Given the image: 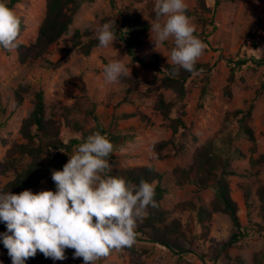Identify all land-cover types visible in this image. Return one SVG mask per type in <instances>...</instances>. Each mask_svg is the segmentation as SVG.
Wrapping results in <instances>:
<instances>
[{"label": "rangeland", "instance_id": "obj_1", "mask_svg": "<svg viewBox=\"0 0 264 264\" xmlns=\"http://www.w3.org/2000/svg\"><path fill=\"white\" fill-rule=\"evenodd\" d=\"M185 3L186 10L192 13L189 17L195 33L206 45L197 62L209 64L213 71L209 77L193 76L188 81L186 100L176 106L173 117L182 116L186 124L181 132L184 134L177 139V144L184 147L178 153L171 146L156 148L172 137L169 122L155 108L156 101L163 94L168 102L176 103V95L163 87L161 74L133 64L125 45L118 40L113 46L95 48L90 56H85L79 48H73L71 33L53 45L45 59L27 64L19 61L16 48L11 52L0 49V161L13 143L22 142L20 129L33 110L34 93L44 91L49 118L63 120L61 108H70V118L83 123L85 131L96 128V123L89 121V110L95 109L106 129L118 119L119 140L113 144L110 158L112 171L154 166L164 176L163 184L168 190L162 202L168 212L164 226H178L175 236L192 253L180 257L151 242L148 236L138 232L140 220L131 248L113 249L96 264H264V202L258 195L264 187V89L250 123L257 139L255 143L233 117L235 111L247 109L256 97L264 81V66L244 68L237 74L232 96L226 94L229 56L264 60V0H220L219 5L215 0H206L209 10L201 9L197 0H185ZM154 6L155 0L85 3L72 29L82 32L92 29L96 20L120 18L121 11L152 23L156 20ZM14 11L21 19L16 43L33 45L45 17L46 0H23ZM250 34L257 39V50L252 48ZM172 46L170 39L156 48L149 32L138 54L146 59L158 55L166 64ZM122 57L131 71L119 83L106 84L105 64ZM21 86L28 87L22 99L16 93ZM61 138L68 144L72 139H81L82 132L64 124ZM211 148L222 154L230 163L229 169L236 172L229 177L231 194L247 234L227 251L222 249L223 245L234 231L229 216L216 212L201 223L194 210L205 207L212 211L215 202L214 180L209 181L210 188H200L193 182L197 172L192 169L198 154ZM14 178V173L0 176V189ZM44 190H52L47 179L33 192ZM247 192L249 201L245 198ZM226 252L233 258L230 263L225 258ZM65 257L63 261L52 260L51 264H84L82 258L74 259L66 253ZM0 261L11 264L2 249Z\"/></svg>", "mask_w": 264, "mask_h": 264}, {"label": "trees", "instance_id": "obj_2", "mask_svg": "<svg viewBox=\"0 0 264 264\" xmlns=\"http://www.w3.org/2000/svg\"><path fill=\"white\" fill-rule=\"evenodd\" d=\"M96 0H46V13L44 20L40 26L38 37L36 42L27 46L22 43H16V50L19 55V61L22 64L31 63L40 59H45L49 54L53 45L58 43L64 36L73 33L74 43L73 48H79L85 56H90L95 48H99V41L96 36V28L105 22H115L117 30L118 41L125 45L127 53L133 64H139L143 68L151 71H155L161 74L160 81L166 90H171L176 95V103L168 102L163 94H160L155 108L161 113L163 119L169 122V126L172 130V137L164 142L159 143L156 148L163 149L171 146L176 152H180L184 147L177 144L179 135L186 129V124L182 116L173 117L176 112V106L182 104L188 94V81L195 75L192 73L180 69L179 73L172 75L171 72L175 67L171 63L163 64L158 55H153L150 59L140 57L138 50L144 44V38L150 32L151 23L141 18L134 17L126 11L120 12V18L106 17L98 19L94 23V28L87 29L85 31L75 30L72 27L75 22V18L80 9L85 3H93ZM201 9L209 10L206 5V0H197ZM23 0H9L7 5L14 10ZM216 5L220 4V0H215ZM188 16L192 13L186 10ZM20 35V33H19ZM194 35L198 36L196 33ZM19 37V36H18ZM252 38V48L257 50V39L253 35H249ZM87 39L85 42L84 40ZM247 47V43L244 45ZM228 65L230 66V77L226 88V94L231 97L233 86L237 80V74L244 68L258 69L264 66V60H257L253 57H233L227 58ZM199 74H206L207 77L213 71V67L209 64H203L197 62L195 65ZM264 89V81L261 88L257 91L254 100L249 102V106L244 110H237L233 113V117L238 119L240 128L248 138L255 143L256 136L253 129L250 126L252 121L255 104L258 98L261 96ZM28 92V87L21 86L17 93V96L22 99L23 93ZM34 107L29 117L22 122L20 134L22 142H15L8 150L5 158L0 161V176H5L9 173H14L15 178L8 182L0 191H10L13 194H19L20 192L31 189L37 190L44 180H48L51 188L55 191V184L51 179V171L62 170L63 166L68 162L69 156L73 155L77 149V146L84 142L86 137L94 132L99 131L102 135H105L112 144L119 140V136L116 135L118 131V119L115 118L113 123L108 129H106L100 122L99 117L95 113V109L89 110V121L92 120L96 123V128L91 131L84 130V124L80 123L76 119H71L70 115L72 110L70 108L63 107L62 118L55 119L49 118L48 106L45 101L44 91H37L34 93ZM0 107V112H1ZM128 117V115H127ZM64 124L71 130L82 132L81 139H72L68 144L64 143L61 135ZM112 153L109 155L108 160L112 158ZM252 162H257L252 160ZM230 163L224 159V156L218 151L211 148L207 151L204 149L195 158V162L192 169L197 172V178L193 180L195 184L200 188H210L209 181L211 179L215 182V202L212 204V211L205 207H195L200 222L210 218L213 213L222 212L229 216L232 221L234 231L231 234L227 243L223 245V250L237 245L246 237V233L243 229V225L239 216V207L237 202L233 199L231 194V184L229 177L235 175L236 172L229 169ZM112 175H117L124 178L126 181L139 184L143 179L155 189V201L156 207L149 206L147 209V215L141 220L138 232L145 236H148L151 242L156 245L168 249L178 256L183 257L184 254L192 253L189 249L183 246L180 239L175 236L178 231V226L165 227V221L167 219L168 212L162 207V202L168 192L164 187V176L154 166H137L128 169H122L119 171H112ZM259 198L264 202V187L259 190ZM246 201H249V192L245 195ZM5 224L0 223V232H5ZM178 233V232H177ZM131 248V247H123ZM0 249L6 252L7 249L0 244ZM67 255L73 256V249H66ZM225 258L228 262H232L233 258L228 252L225 253ZM51 258H45L42 253L37 252L35 257H30L26 260V264H51Z\"/></svg>", "mask_w": 264, "mask_h": 264}, {"label": "clouds", "instance_id": "obj_3", "mask_svg": "<svg viewBox=\"0 0 264 264\" xmlns=\"http://www.w3.org/2000/svg\"><path fill=\"white\" fill-rule=\"evenodd\" d=\"M186 9L185 0H155L151 40L156 48L172 40L167 58L175 66L172 75L180 69L198 75L195 65L206 48L194 35L196 28ZM20 30V17L7 0H0V49H15ZM96 36L98 47L113 46L118 40L115 22L99 25ZM124 57L105 64L106 84L119 83L129 74ZM112 152L110 140L94 132L77 146L62 170L51 171L55 191H0V223L7 229L0 232V244L7 249L11 264H26L38 251L45 258L63 261L66 249L74 250V259L96 264L111 250L135 243L138 221L147 215L149 206H157L155 189L143 179L136 184L112 175L108 160Z\"/></svg>", "mask_w": 264, "mask_h": 264}]
</instances>
